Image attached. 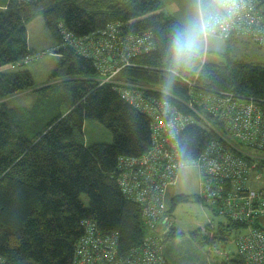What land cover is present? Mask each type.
Returning a JSON list of instances; mask_svg holds the SVG:
<instances>
[{"label": "trees", "instance_id": "1", "mask_svg": "<svg viewBox=\"0 0 264 264\" xmlns=\"http://www.w3.org/2000/svg\"><path fill=\"white\" fill-rule=\"evenodd\" d=\"M37 14H42L56 40L59 58L48 79L55 82L34 87L29 70L1 67L34 53L27 44L25 23ZM59 23L76 35L110 24H119L122 34L150 31L154 48L133 56L117 78L141 86L152 96L179 102L186 111L179 99L189 98L191 88L184 79L194 80L195 90L228 91L237 98L264 102V63L228 57L225 62L201 58L191 70L181 71L165 97L161 90L164 49L172 26L180 22L162 9L161 0H7L0 8V264H74L80 221L86 218L101 231L117 230L121 251L140 244L147 232L140 206L122 193L115 168L118 156H138L147 150L149 118L110 83H100L95 60L63 44ZM221 39L228 45L240 39L254 43L235 32ZM30 89L32 102L7 101ZM87 118L108 128L112 141L87 145L83 134ZM210 119L211 125L197 119L182 131L181 159H194L210 140L222 141L221 135L235 142L220 122ZM230 148L248 163L254 160ZM250 148L264 155V150ZM256 159L264 170V156ZM82 194L88 197L87 205ZM182 198L186 196L174 195L172 202ZM232 227L240 231L243 226L220 223L214 236H228ZM171 229L164 241L175 235ZM228 260L245 264L238 251Z\"/></svg>", "mask_w": 264, "mask_h": 264}, {"label": "built area", "instance_id": "2", "mask_svg": "<svg viewBox=\"0 0 264 264\" xmlns=\"http://www.w3.org/2000/svg\"><path fill=\"white\" fill-rule=\"evenodd\" d=\"M119 24L89 34L76 35L58 24L63 44L79 55L95 60L100 83H110L120 96L149 118L151 142L138 156L120 155L116 160L122 193L140 206L147 229L140 244L121 251L117 230L101 231L91 219H82V234L74 247V264H167L163 242L168 223L166 190L176 183L180 170L195 166L200 174L199 197L229 222L243 226L234 237L245 264H264V185L251 188L250 164L233 152L225 136L210 140L192 160L180 156V135L197 119L213 117L235 142L264 150V102L237 98L228 91L192 89L194 80L184 79L190 96L178 103L145 93L133 82L117 78L139 53L154 48L150 31L122 34ZM246 35L264 47V0H242L227 27L215 35ZM29 57H25V62ZM21 62V61H20ZM207 124H209L207 122ZM228 144H224V142Z\"/></svg>", "mask_w": 264, "mask_h": 264}, {"label": "rangeland", "instance_id": "3", "mask_svg": "<svg viewBox=\"0 0 264 264\" xmlns=\"http://www.w3.org/2000/svg\"><path fill=\"white\" fill-rule=\"evenodd\" d=\"M6 3L7 0H0V8ZM161 6L165 12L172 14L181 22L186 16L189 0H161ZM25 27L28 47L34 53L29 55L25 62L22 60L7 64L2 66L1 70H29L34 87L55 82L48 79L56 66L59 54L55 51L56 40L45 26L42 14L27 20ZM203 57L207 62H225L228 57L263 64L264 48H259L249 39H240L228 45L224 39L214 37ZM32 90L20 92L9 97L7 101L11 104H28L34 100ZM203 122L205 124L208 122L210 125L211 122L214 123L206 116ZM83 134L87 145L112 141L111 131L96 119L84 120ZM226 139L232 148L254 159L249 163L253 174L248 185L251 188L264 185V170L258 167V159H256L264 155L246 145L232 142L227 137ZM199 177V171L195 166L184 167L180 170L176 183L169 189L165 213H168L173 221L175 235L169 236L163 242V255L168 264H229V257L237 252L234 237L239 230L232 227L228 236H218V238L214 236V228L227 220L225 215L216 212V208L213 209L208 202L198 198L201 189ZM173 195L186 196V198L178 199L173 203ZM81 199L85 205L88 204L87 195L82 194ZM196 230L198 235L194 236L193 232Z\"/></svg>", "mask_w": 264, "mask_h": 264}, {"label": "clouds", "instance_id": "4", "mask_svg": "<svg viewBox=\"0 0 264 264\" xmlns=\"http://www.w3.org/2000/svg\"><path fill=\"white\" fill-rule=\"evenodd\" d=\"M242 0H189L186 16L172 26L164 49L162 94L166 97L181 71L191 70L207 52L218 31L239 10Z\"/></svg>", "mask_w": 264, "mask_h": 264}, {"label": "crops", "instance_id": "5", "mask_svg": "<svg viewBox=\"0 0 264 264\" xmlns=\"http://www.w3.org/2000/svg\"><path fill=\"white\" fill-rule=\"evenodd\" d=\"M199 179H200V177H199ZM201 184V183H200ZM171 187H169L167 190H166V195H165V199H167V195H169L168 193H169V189H170ZM201 190V189H200ZM174 196V195H173ZM172 196V197H173ZM166 212H167V209H166ZM166 218H167V220H168V223H166L167 225H165V227L167 228V230L169 231L170 229H171V226L173 227V221H172V219L169 217V215H168V213H166ZM167 231V232H168Z\"/></svg>", "mask_w": 264, "mask_h": 264}, {"label": "bare ground", "instance_id": "6", "mask_svg": "<svg viewBox=\"0 0 264 264\" xmlns=\"http://www.w3.org/2000/svg\"><path fill=\"white\" fill-rule=\"evenodd\" d=\"M168 264V263H167Z\"/></svg>", "mask_w": 264, "mask_h": 264}]
</instances>
